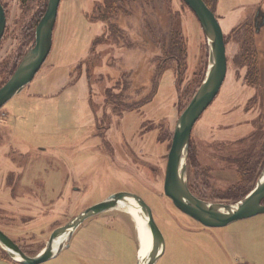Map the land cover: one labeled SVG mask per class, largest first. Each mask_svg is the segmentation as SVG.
Instances as JSON below:
<instances>
[{
	"label": "rangeland",
	"instance_id": "1",
	"mask_svg": "<svg viewBox=\"0 0 264 264\" xmlns=\"http://www.w3.org/2000/svg\"><path fill=\"white\" fill-rule=\"evenodd\" d=\"M1 1L7 25L0 40V87L34 45L49 0ZM103 2L61 0L50 54L35 78L0 109V228L35 255L82 210L114 192L132 191L150 204L165 237L166 251L155 264H264V213L207 227L164 192L176 122L208 69L209 46L199 19L184 0L128 1L108 18L121 35L93 50L95 38L108 29V21L90 16ZM213 3L225 29L228 70L193 127L188 177L199 196L230 203L251 191L264 167V159L257 162L264 152V23L257 30L255 20L258 10L264 13V0ZM251 23L254 32L247 33ZM173 27L187 43L181 76L163 48ZM245 43L255 46L251 61L241 60ZM161 56L168 60L152 99L121 112L106 104L108 87L126 101L149 92ZM14 61L9 76L5 66ZM254 166L251 183L247 169ZM236 186L245 189L232 195ZM140 248L124 206L85 220L68 246L40 264H138ZM2 253L9 256L0 243L6 258Z\"/></svg>",
	"mask_w": 264,
	"mask_h": 264
},
{
	"label": "water",
	"instance_id": "2",
	"mask_svg": "<svg viewBox=\"0 0 264 264\" xmlns=\"http://www.w3.org/2000/svg\"><path fill=\"white\" fill-rule=\"evenodd\" d=\"M194 11L204 30L209 46V63L205 78L190 103L179 116L170 150L164 180V192L184 213L207 227H220L229 223L264 213V167L261 175L242 199L236 202L209 201L192 192L188 182V157L192 130L204 111L220 92L228 70L227 46L223 27L214 10L205 0H184ZM61 0H49L47 9L36 27L34 45L25 54L18 67L0 87V109L16 93L21 91L36 76L43 66L53 45V32ZM256 13L257 30L261 22ZM264 22V18L263 21ZM7 25L6 10L0 1V40ZM123 205L136 207L146 219L151 245L138 264H155L165 253L166 241L150 204L138 193L117 191L102 201L82 210L66 224L57 227L50 235L45 247L35 255H29L5 231L0 228V243L9 257L20 264H40L57 256L69 245L77 228L88 218ZM62 238L59 244L56 240Z\"/></svg>",
	"mask_w": 264,
	"mask_h": 264
},
{
	"label": "trees",
	"instance_id": "3",
	"mask_svg": "<svg viewBox=\"0 0 264 264\" xmlns=\"http://www.w3.org/2000/svg\"><path fill=\"white\" fill-rule=\"evenodd\" d=\"M46 1L47 0H45V3H46ZM128 1H133V0H104L103 5L102 4L97 5V7L94 11V15L93 14L90 15L92 18V19L91 18L90 19L92 21H100L99 19L108 21V29L105 30L101 36L95 38L93 50H95V46H97V44H99L100 42H103L104 40L109 39V38L117 39L116 37L121 35L120 30L117 27L118 24H115L114 21H110L108 18L110 17V15H114V14L117 15V14H119V12L121 10L123 11L124 4L127 3ZM213 1L215 2V0H205V2L208 4V6L212 9H214ZM249 27H250V29L248 28V30H246L247 33L248 32L249 33L254 32L252 23H251V25H249ZM235 31H236V33H237V31L241 32L242 26L238 27ZM29 32H31L30 34L33 35V38H34V32L33 33H32V31H29ZM249 39H252V38H249ZM163 48L168 50V54L170 57L169 60L174 61L176 74L178 76H181V74L183 75L185 70H186V64H187V61H186L187 60V43H185L183 36H181V34L178 32L176 27L172 28L171 41H170L169 46L163 45ZM240 50H242V46H241ZM255 50L256 49H255V46L253 44L245 43L243 53H241V54L238 53V54H240L241 60H242V58L244 59L246 57L248 60H250V59L253 60L255 57L254 56ZM167 60H168V57H163V56L158 57V60H157L158 63H157L156 70H155L154 75H153V81H152L153 86H152L151 90H149V92H147L142 97H139L137 99H133L131 101H126L125 97H123L124 99L121 98L122 94H120V95L115 94L112 91V88L108 87L106 89V96H105L106 104L112 105L113 110L117 111V112L118 111L121 112V111H124L126 109H130V110L140 109L150 99H152L154 94L156 93V91L158 89V85H159V79L161 77L162 72L166 68L165 62ZM14 63H15V61L13 63L5 66V68L7 69L8 73H9V76L11 75V73L15 69L16 64H14ZM254 72H256V71L254 70ZM263 150H264V147H263ZM188 159H189V157H188ZM258 159L259 160L257 162L260 161V163H262V161L264 159V152H263V154L259 155ZM247 171H249L250 174L252 175V178L249 181L252 183V179H253V177H255L256 171H257L256 166H254L253 169L248 168ZM233 189L234 190H231L232 191L231 194L236 195L235 193L243 191L245 189V187L242 188V190H241V187H238V186H236V188H233ZM2 254H4L6 258L12 260L5 253H2Z\"/></svg>",
	"mask_w": 264,
	"mask_h": 264
},
{
	"label": "bare ground",
	"instance_id": "4",
	"mask_svg": "<svg viewBox=\"0 0 264 264\" xmlns=\"http://www.w3.org/2000/svg\"><path fill=\"white\" fill-rule=\"evenodd\" d=\"M124 206L129 207V210H130L132 217L135 221V225L137 228L138 237H139L140 245H141V248H140L141 254L139 255V258H144V256L149 251V248L151 245L150 244L151 243V236H150V232L146 226V219L141 216L140 211L136 207L129 206V205H123L122 207H124ZM142 218H144L145 223L142 221ZM60 241H62V238H58V240H56V244H59Z\"/></svg>",
	"mask_w": 264,
	"mask_h": 264
},
{
	"label": "crops",
	"instance_id": "5",
	"mask_svg": "<svg viewBox=\"0 0 264 264\" xmlns=\"http://www.w3.org/2000/svg\"><path fill=\"white\" fill-rule=\"evenodd\" d=\"M221 24H222V22H221ZM222 27H223V30H225L223 24H222ZM38 72H39V71H38ZM36 75H37V74H36ZM223 246H224L225 249L227 250V252H226L227 257H228V258H231V260H232V257H231V255L229 254V253H232V251H231L232 243L230 242L229 238H226V241L224 242V245H223ZM165 251H166V250H165ZM234 261H235V260H234ZM232 262H233V261H232ZM0 264H19V263H16V262H14V261H12V260H10V259L4 258L3 256L0 255ZM232 264H237V263H236V261H235V262H233Z\"/></svg>",
	"mask_w": 264,
	"mask_h": 264
},
{
	"label": "flooded vegetation",
	"instance_id": "6",
	"mask_svg": "<svg viewBox=\"0 0 264 264\" xmlns=\"http://www.w3.org/2000/svg\"><path fill=\"white\" fill-rule=\"evenodd\" d=\"M1 1V0H0ZM2 2V1H1ZM2 4H3V2H2ZM4 5V4H3ZM4 7H5V5H4ZM261 11V10H260ZM263 18H264V13H263V11H261V13L257 16V19L258 20H260V22H261V24H263L264 22H262L263 21ZM262 170H263V168H262ZM262 170L260 171V173H259V175H258V178H257V181H258V179H259V177H260V175H261V172H262ZM257 181H256V183H257ZM188 182H189V177H188ZM189 187H190V189L192 190V192L194 193V194H196L198 197H200V198H203V199H206V198H204V197H202V196H199L197 193H196V191L190 186V184H189ZM254 187V186H253ZM252 187V188H253ZM251 188V189H252ZM206 200H208V199H206ZM263 202H264V199H263Z\"/></svg>",
	"mask_w": 264,
	"mask_h": 264
}]
</instances>
